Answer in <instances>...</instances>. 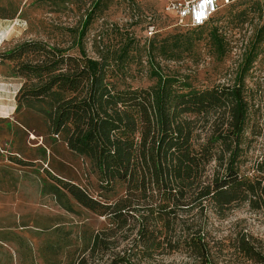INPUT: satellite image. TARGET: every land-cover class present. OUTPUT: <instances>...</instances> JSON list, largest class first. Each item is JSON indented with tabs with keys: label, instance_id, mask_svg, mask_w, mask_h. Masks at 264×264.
Instances as JSON below:
<instances>
[{
	"label": "trees",
	"instance_id": "16d2710c",
	"mask_svg": "<svg viewBox=\"0 0 264 264\" xmlns=\"http://www.w3.org/2000/svg\"><path fill=\"white\" fill-rule=\"evenodd\" d=\"M105 8L95 0L78 25L64 28L72 39L67 47L36 39L0 52L23 79L17 109L36 106L50 132L86 158L94 174V185H82L47 172L67 210L74 201L106 221L83 234V248L69 264H161L174 252L186 264H218L222 250L214 245L222 241L211 233V215L223 219L241 206L264 213V152L251 162L247 156L259 134L244 84L249 66L232 84L204 89L163 71L158 59L180 60L193 45L190 34L208 25L217 56L225 54L227 32L222 16L213 15L202 26L143 44L119 29V43L98 42L97 56H90L83 37L95 10ZM143 56L154 83L134 86L131 65ZM230 248L231 261L264 264V245L243 229Z\"/></svg>",
	"mask_w": 264,
	"mask_h": 264
},
{
	"label": "rangeland",
	"instance_id": "374dc122",
	"mask_svg": "<svg viewBox=\"0 0 264 264\" xmlns=\"http://www.w3.org/2000/svg\"><path fill=\"white\" fill-rule=\"evenodd\" d=\"M94 1L0 0V52L24 40L69 46L72 39L64 28L78 25ZM133 1L101 0L106 8L95 10L83 37L90 56H97L98 42L119 43V29L130 31L140 44L155 35L161 39L193 29L175 26L173 15L166 10L169 0ZM217 16H222L219 24L227 32L228 50L222 57L217 56L208 25L190 34L193 45L180 60H158L164 72L177 73L195 89L232 84L236 72L249 66L244 84L254 98L252 123L259 133L247 153L251 162L264 152V32L260 30L264 26V0H236L220 7L212 17ZM148 21L154 23L155 34L148 33ZM131 69L135 76L132 85L154 83L146 74L145 56L142 64H133ZM22 83L23 79L13 74L11 63L0 61V264H69L83 248V234L106 221L74 201L67 210L51 187L54 181L47 172L82 185L88 180L94 185V174L86 158L75 155L60 136L50 132L36 106L17 109L15 95ZM209 221L215 240L222 241L214 245L222 250L217 263L252 264L231 261L225 252L242 229L264 245V213L241 206L226 211L223 219L211 215ZM187 262L182 253L174 252L164 256L161 264Z\"/></svg>",
	"mask_w": 264,
	"mask_h": 264
},
{
	"label": "built area",
	"instance_id": "2783aa9c",
	"mask_svg": "<svg viewBox=\"0 0 264 264\" xmlns=\"http://www.w3.org/2000/svg\"><path fill=\"white\" fill-rule=\"evenodd\" d=\"M236 0H169L166 10L174 18L176 26L194 28L204 25L211 16L225 5ZM149 34L154 33L149 27Z\"/></svg>",
	"mask_w": 264,
	"mask_h": 264
}]
</instances>
